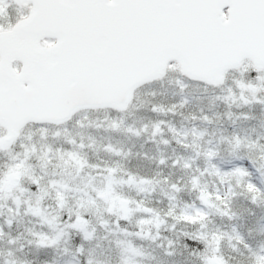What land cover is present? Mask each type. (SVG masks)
Segmentation results:
<instances>
[{"label": "snow or ice", "instance_id": "obj_1", "mask_svg": "<svg viewBox=\"0 0 264 264\" xmlns=\"http://www.w3.org/2000/svg\"><path fill=\"white\" fill-rule=\"evenodd\" d=\"M0 264H264V0H0Z\"/></svg>", "mask_w": 264, "mask_h": 264}]
</instances>
